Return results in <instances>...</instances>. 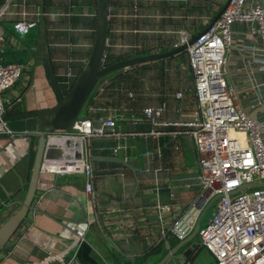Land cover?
<instances>
[{
    "label": "crops",
    "instance_id": "crops-1",
    "mask_svg": "<svg viewBox=\"0 0 264 264\" xmlns=\"http://www.w3.org/2000/svg\"><path fill=\"white\" fill-rule=\"evenodd\" d=\"M6 1L0 0V9ZM71 2L15 0L10 10H16L17 17L23 12L33 14L37 11L65 14L64 17L42 16L40 24L27 36L16 33L10 15L0 20V55L5 56L4 63H19L24 67L21 80L3 94L6 115L56 104L45 79L44 58L50 59L54 71L62 65L59 60L70 56L89 59L97 28L96 2ZM111 3L127 13L134 6L131 0H111ZM223 4L221 0H140L141 18L121 26V29L139 33L122 35L119 41L143 44L146 49L143 55L170 51L177 42L178 32L186 30L196 37L214 21ZM234 41L237 46L230 53L229 70L235 84L249 87L252 72H259L264 81L262 64L253 61L257 59L253 50L259 45L250 38L246 26L235 27ZM71 43L72 48L69 47ZM111 53L112 59L119 57L117 54L131 55L115 50ZM101 83L107 85L106 91L93 96L88 107L94 110L88 109L85 114L97 121L112 112L122 117L117 121L119 136L93 138L88 142L94 169L92 194L86 190L88 178L84 173H69L63 169L65 158L46 162L35 200L41 199L42 205L38 211L31 209L21 234L0 254V264H58L48 260L55 255L72 260L73 264H158L161 256L167 253V244L171 249L177 246L172 247V242L176 241L172 235L161 240V229L168 230L174 219L201 193L197 181L198 155L190 136L174 138L170 134L176 130L173 127L153 128L143 110L166 100L165 120L170 121L179 119V110L187 115L200 110L188 54L121 71ZM131 91L143 95L131 100L128 96ZM178 92L184 93L182 100L175 99L174 94ZM246 93L252 94V90ZM153 130L157 134L131 135ZM36 136L25 134L12 146L8 145L6 137L0 136V226L7 220L6 212L18 208L24 199L31 174L29 157L33 145L27 146L26 140ZM50 141L64 144L60 145L64 152L77 143L67 146L66 140L51 138ZM107 158L121 159L124 163ZM158 204L169 207L161 223ZM84 223H89L86 240L77 249L75 237L68 236L66 229L69 224ZM193 242L201 245L198 235L184 250L191 248ZM160 244L165 253L139 263ZM200 254L194 251L195 261L183 262L199 264Z\"/></svg>",
    "mask_w": 264,
    "mask_h": 264
},
{
    "label": "built area",
    "instance_id": "built-area-1",
    "mask_svg": "<svg viewBox=\"0 0 264 264\" xmlns=\"http://www.w3.org/2000/svg\"><path fill=\"white\" fill-rule=\"evenodd\" d=\"M14 1L7 0L1 7L0 20L4 15H10L14 19V29L20 36L30 34L40 24L42 16H65L64 13L44 14L37 11L33 14L23 12L17 17L16 10H10L14 7ZM131 1L134 6L127 13L119 10L109 0V40L105 62L107 56L114 57L111 50L131 53L133 57L141 56L139 54L146 51L141 43L119 41L122 35L139 33L136 30L121 29L124 22L141 18L140 0ZM236 26H246L250 38L256 40L255 43L259 46H255L253 50L257 58L253 61L261 63V68L264 69V0H232L222 17L189 46L186 52L200 110L191 115L179 110L178 120H165L168 103L164 100L160 105L145 107L143 115L153 128H175L170 133L174 138L190 136L200 168L197 181L202 188L201 193L174 219L168 230L161 229V240L172 235L179 242H183L199 226L200 243L214 256L217 264H264V113L259 114L258 120L250 117L251 112L264 105V81L260 79L262 76H259V72L251 73L249 87L237 86L233 81L229 70V56L237 46L234 41ZM193 38L186 30L178 32L173 49L188 45ZM1 40L0 27V42ZM69 47L72 48L73 44ZM121 55L123 54H117ZM88 60L74 56L59 60L62 65L54 73L61 88H72ZM23 73L24 67L19 63L0 62V136L6 137L10 146L24 134L14 133L4 121L6 106L3 94L21 80ZM106 89L107 85L100 83L94 95H101ZM248 89L252 90V94L246 93ZM142 95L139 91L128 92L131 100H138ZM174 97L182 100L184 93L178 92ZM88 106L89 104L85 112L88 109L92 112L94 109ZM85 112L70 135L56 138H69L73 143L77 142L71 150L69 148L64 152L63 169L69 173H84L88 178L86 190L92 194L94 169L90 163L88 142L93 138L119 136L117 121L122 115L112 112L97 121ZM151 134L157 132L153 130L150 133L131 135L147 137ZM26 142L30 146L32 138H28ZM244 187L247 188L242 190ZM40 205L41 199L34 201L32 211H38ZM213 206L212 220L205 227H201L205 211ZM157 209L161 223L163 213L169 207L158 204ZM88 228L89 223H84L78 226L69 224L66 229L68 236L70 234L75 237L74 244L77 249L86 240ZM48 260L57 261L58 264H73L72 260H64L62 255L50 256Z\"/></svg>",
    "mask_w": 264,
    "mask_h": 264
},
{
    "label": "water",
    "instance_id": "water-1",
    "mask_svg": "<svg viewBox=\"0 0 264 264\" xmlns=\"http://www.w3.org/2000/svg\"><path fill=\"white\" fill-rule=\"evenodd\" d=\"M231 1L232 0L227 1L208 28L194 37L188 45H183L167 52L136 56L106 65L105 57L108 50L109 40V0H95L97 28L93 47L86 66L83 68L72 88H70L67 94L64 95L63 89L55 77L50 59L46 57L42 60L45 79L55 97L56 104L50 108L26 112L21 111L15 114L6 115L3 118L4 121L7 122L10 130L14 133L37 135L39 136V139L30 179L25 189V196L21 206L0 226V254L7 248L13 238L21 234L23 230L22 228L29 218L31 207L37 197L38 184L45 163L64 158L63 146H60L64 144H53L50 139L56 138L57 136L67 137L74 131L76 123L82 120L83 113L101 81L112 74L136 68L137 66L167 60L187 52L188 47L212 28L222 17ZM261 113H264V105L251 112L250 117L254 120H258L259 114ZM72 143L73 140L67 138L65 144L68 146L72 145ZM107 159L109 161L124 163L121 159ZM247 187H244L242 190ZM208 210L209 209L205 211L204 215ZM198 232L199 226L187 240L180 242L172 249L169 244H167V253L161 256V260L158 264H185L183 260H191L194 262V256L192 257L193 252L197 251V254H199L205 249V247L193 242L191 248L184 249L189 243L195 240Z\"/></svg>",
    "mask_w": 264,
    "mask_h": 264
},
{
    "label": "rangeland",
    "instance_id": "rangeland-1",
    "mask_svg": "<svg viewBox=\"0 0 264 264\" xmlns=\"http://www.w3.org/2000/svg\"><path fill=\"white\" fill-rule=\"evenodd\" d=\"M221 1H222V3L225 4L227 0H221ZM4 59H5V56L1 54L0 55V62L4 63V61H5ZM4 64H6V63H4ZM38 139H39V136L32 138V144L34 143L35 147L37 146ZM22 199H23V197H22ZM20 206H21V204L18 205V208H14V209L6 212L5 218L8 219L12 214H14L20 208ZM214 206L212 208H210L207 211V213L204 215V217L202 218L201 227H205L208 224V222L210 220H212V218L214 216ZM0 224H1V219H0ZM199 264H217V262H216L214 256L208 250L205 249L200 254Z\"/></svg>",
    "mask_w": 264,
    "mask_h": 264
},
{
    "label": "trees",
    "instance_id": "trees-1",
    "mask_svg": "<svg viewBox=\"0 0 264 264\" xmlns=\"http://www.w3.org/2000/svg\"><path fill=\"white\" fill-rule=\"evenodd\" d=\"M143 55V54H146L145 52L144 53H140L139 55ZM133 56L132 55H128V56H119V57H117L116 59H112V58H109L108 56H107V59H106V65H109V64H113V63H115V62H118V61H121V60H124V59H128V58H132ZM83 69H81L80 71H82ZM116 74V73H115ZM112 75H114V74H112ZM63 89V93H64V95H66L67 94V92H68V90H66V89H64V88H62ZM90 101H92V100H90ZM89 104H90V102H89ZM34 148H35V146H34V143H33V145H32V149H31V154H30V157H29V165H30V168L32 169V165H33V161H34V157H35V150H34ZM5 208L3 207L2 208V210H4ZM173 244H172V247L173 246H175V245H177V244H179L180 242L178 241V240H176V241H173L172 242ZM163 244H160V245H158V246H156L155 248H152L151 250H150V252L149 253H147L144 257H143V259L142 260H140L139 261V263H142V262H145L149 257H151V256H153V255H159V254H161L162 252H164L165 253V251H163Z\"/></svg>",
    "mask_w": 264,
    "mask_h": 264
},
{
    "label": "bare ground",
    "instance_id": "bare-ground-1",
    "mask_svg": "<svg viewBox=\"0 0 264 264\" xmlns=\"http://www.w3.org/2000/svg\"><path fill=\"white\" fill-rule=\"evenodd\" d=\"M54 139H61V140H67L66 138H54Z\"/></svg>",
    "mask_w": 264,
    "mask_h": 264
}]
</instances>
